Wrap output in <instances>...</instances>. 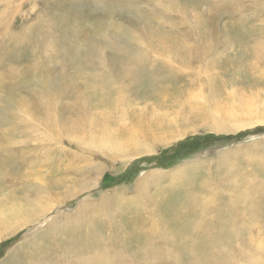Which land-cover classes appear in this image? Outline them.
I'll return each instance as SVG.
<instances>
[{
	"label": "rangeland",
	"instance_id": "obj_1",
	"mask_svg": "<svg viewBox=\"0 0 264 264\" xmlns=\"http://www.w3.org/2000/svg\"><path fill=\"white\" fill-rule=\"evenodd\" d=\"M262 75L264 0H0V264H264ZM102 89L131 149L98 144ZM192 188L181 226L223 238L211 263L157 207Z\"/></svg>",
	"mask_w": 264,
	"mask_h": 264
},
{
	"label": "bare ground",
	"instance_id": "obj_2",
	"mask_svg": "<svg viewBox=\"0 0 264 264\" xmlns=\"http://www.w3.org/2000/svg\"><path fill=\"white\" fill-rule=\"evenodd\" d=\"M159 40V39H158ZM157 43H158V41H156ZM159 42H161L160 40H159ZM191 52H189V54H188V52H187V54L189 55V57H195V59H199V58H201L202 57V55H209V53H210V51H208L207 49H203L201 52H203L202 54L201 53H196V52H193L192 50H190ZM261 54V53H260ZM204 56V57H205ZM203 57V58H204ZM255 78L252 80L253 81V84H252V88H254V89H252V92L254 93V98L253 99H251L252 101L253 100H255V101H259L260 99H259V97H258V95L257 94H259V95H261L262 97H264V75H262L261 77H256V76H254ZM103 90L104 89H102L101 90V92H102V96H103V102H100L99 103V105L101 106V108L103 109L102 111H103V115H101V117L98 119V121L96 122V124H95V131H98V130H100V132H101V135L100 136H97L99 139H100V142H98V144H100L101 145V147L103 146V145H105V144H109L110 146H111V148H113V147H118V146H120L121 148H123V147H127L128 145L127 144H130L129 142H124V138L123 137H121L120 138V142L121 143H118L117 142V139H118V137H116L115 136V140L116 141H114V138H113V134H114V131H112L111 130V128H109V129H107V122L105 121L106 120V118H108V117H110L113 113H112V111L113 110H111V103L112 102H110V100L112 99V97H110V98H106V97H104V95H103ZM158 91V90H157ZM156 92V91H155ZM159 93V92H158ZM114 94V93H113ZM230 97V96H229ZM241 101V100H240ZM243 101V100H242ZM238 102V101H237ZM233 103V102H232ZM235 104V103H234ZM246 105V104H245ZM247 108H251V107H247ZM236 110V109H235ZM228 113H230V112H228ZM104 114H106V115H104ZM213 115V114H212ZM214 115H217V114H214ZM213 115V116H214ZM231 115V114H230ZM258 119V121H255V122H253L252 124H254V123H264V117H260V118H257ZM216 122V121H215ZM219 123V122H218ZM220 125H221V123H220ZM249 125H251V124H249V123H242V124H239V125H237V126H235L236 127V130L237 129H240V128H245V127H247V126H249ZM219 126V125H218ZM224 128V127H223ZM210 129H212L211 127H210ZM117 136H118V133H117ZM177 138V137H176ZM139 141V140H138ZM135 142H137V139L136 140H134V141H132L131 143H135ZM141 142V141H140ZM134 145V144H133ZM131 146L132 148L134 147V146ZM129 147V146H128ZM142 147H143V149L145 150L144 151V154L145 153H147V152H153V150L152 149H148V147H146L145 145H142L141 147H137V148H135V149H142ZM130 148V147H129ZM124 149V148H123ZM128 149V148H127ZM131 149V148H130ZM110 151V150H109ZM136 152V151H135ZM122 153V152H121ZM137 154H139V153H137ZM137 154H132V155H128V156H126V159H129L131 156H133V155H137ZM115 156V155H114ZM117 156V155H116ZM120 156V155H119ZM118 156V157H119ZM145 178V177H144ZM142 179L139 183H137V185H136V187H138V186H144L146 183H145V180L146 179ZM261 182V181H260ZM200 183V182H199ZM187 184H185V186H186ZM187 187H189V186H187ZM204 187V186H203ZM186 188V187H185ZM206 188V187H205ZM140 189V188H139ZM192 189H194V188H192ZM196 189V188H195ZM192 190V194H191V196L190 197H188L189 199L187 200L186 198V201H183L184 203H182V201L181 202H179V198L177 199V203L175 202V204H174V206L175 207H173V210L171 211V213H169L167 210H164L163 208L164 207H162V206H165L164 204H162V206H159V205H157V207H161L162 208V210H161V214H160V216L161 215H163L164 217H168L169 219V221L171 220V217H173V222H178V223H176V225L177 224H180V226H181V224L183 225V220H185V219H189L190 218V220H191V218L193 217V215H192V217H191V215L190 214H194V213H197V211H199V210H197V211H195V209H196V207H194L193 205H190V202L192 201V200H197L198 201V199L200 200L201 199V197L202 196H204L205 195V193H202V192H200L199 193V191H200V189H199V191L196 189V190ZM145 191V189H141V192H144ZM189 191H190V189H189ZM202 191V190H201ZM207 191V190H206ZM185 192V191H184ZM198 192V193H197ZM205 192V191H204ZM208 192V191H207ZM206 192V193H207ZM183 193V192H182ZM189 193H191V192H189ZM210 193V192H209ZM260 193V192H259ZM179 194V197L181 196L180 194L181 193H178ZM183 194H187L186 192L185 193H183ZM208 194V193H207ZM206 194V195H207ZM173 197H174V195H172ZM188 196V195H187ZM187 196H183V198L184 197H187ZM242 196V195H241ZM245 196V195H244ZM243 196V197H244ZM239 197V195H237V198ZM169 198V197H168ZM170 198H172L171 196H170ZM181 198V197H180ZM203 198V197H202ZM207 198H209V196L207 197ZM240 198V197H239ZM242 198V197H241ZM247 198V196L246 197H244V199H246ZM248 199V198H247ZM155 200V199H154ZM168 200V199H167ZM204 200V199H203ZM171 201V200H170ZM169 201V202H170ZM204 201H206V200H204ZM203 201V202H204ZM240 201V200H239ZM166 202V201H165ZM203 202H201V204L203 203ZM209 202V201H208ZM243 202V201H242ZM162 203V202H161ZM168 203V202H167ZM167 203H165L166 205H169V203L167 204ZM192 203H195L194 201H192ZM191 203V204H192ZM197 203V202H196ZM205 203H207V202H204L203 204H205ZM215 203V202H214ZM156 204V203H155ZM173 204V203H172ZM172 204H171V206H172ZM184 204V206H182ZM198 204V203H197ZM202 204V205H203ZM208 204V203H207ZM247 204V203H246ZM250 204V203H249ZM248 204V205H249ZM206 205V204H205ZM204 205V206H205ZM198 206V205H197ZM201 207V206H200ZM205 207H208V206H205ZM169 208H170V205H169ZM202 208H203V206H202ZM49 208H47L46 210H44L43 212H45V211H47ZM159 209V208H158ZM167 209V208H166ZM213 209V208H212ZM248 209H250V208H248ZM263 209V208H262ZM170 210H171V208H170ZM201 210V209H200ZM180 211V212H179ZM195 211V212H194ZM204 211V210H203ZM203 211H201L202 212V215H204V217L207 215V213H209L208 211H205V212H207L206 214L205 213H203ZM258 211H259V209H258ZM200 212V211H199ZM259 212H261L262 213V211H259ZM160 213V212H159ZM175 214V215H173V214ZM213 214V213H212ZM260 214V213H259ZM182 215L184 216L183 218H182ZM185 215H187V216H185ZM261 216L263 215V214H260ZM10 216H12V214L11 215H8V217H10ZM162 216V217H163ZM194 216H197V214H195ZM198 216H200L201 217V215H198ZM257 216V215H256ZM8 217H5V218H7V219H9ZM136 217H139V216H136ZM135 217V218H136ZM141 217V216H140ZM136 218L137 220H135L134 218H132V219H134L135 220V222H133L131 219H130V222L132 221L133 223H131V224H133L134 225V227L132 228V227H130V225H129V227H130V229L132 228L133 230H135V229H144V230H146L145 228H146V225L148 226V224H149V228L150 229H153V228H156L157 227V222H153V223H148L147 222V220L145 221L144 219V217H142V218H144V219H141V218ZM185 217H187V218H185ZM207 217V216H206ZM205 217V218H206ZM250 217V216H249ZM185 218V219H184ZM194 218V217H193ZM197 218V217H196ZM224 218V217H223ZM257 218H259V217H257ZM260 218H262V217H260ZM165 219H167V218H165ZM195 219V218H194ZM225 219V218H224ZM193 220V219H192ZM191 220V221H192ZM198 220H199V218H198ZM202 220V219H201ZM160 221H161V219H160ZM167 221V220H166ZM172 221V220H171ZM200 221V220H199ZM204 221V220H203ZM202 221V222H203ZM221 221V220H220ZM260 221V220H259ZM261 221H264V218H263V220H261ZM24 222V221H23ZM187 222V221H186ZM201 222V221H200ZM250 222V221H249ZM163 223V222H162ZM162 223H158V225L160 224H162ZM172 223V222H171ZM225 223H227V222H225ZM257 223V222H256ZM184 227L185 228H187V229H189V228H192V229H194V230H197V229H199V231H197V232H201L202 233V231H200L203 227V225L201 226L202 228L200 229V223L199 222H192V224H189V223H185L184 222ZM204 224V223H203ZM208 224V223H207ZM261 224H263V223H261ZM159 225V226H160ZM163 225V224H162ZM167 225V224H166ZM172 225V224H171ZM170 225V226H171ZM173 225H174V223H173ZM206 225V224H205ZM165 226V225H164ZM179 226V227H180ZM163 227V226H162ZM182 228H184L183 226H181ZM208 227V226H207ZM229 227V226H228ZM135 228V229H134ZM171 228V227H170ZM219 228V227H218ZM217 228V229H218ZM225 228V227H224ZM262 228H263V226H262ZM162 229H164V232H167L169 229L167 228V231H165V228H162ZM173 229H174V227H173ZM211 229V228H210ZM214 229V228H213ZM132 230V232H134ZM155 230V229H154ZM158 229H156V231H157ZM171 230V229H170ZM177 229L175 228V230L174 231H176ZM215 230V229H214ZM264 230V229H263ZM129 231V230H128ZM142 231V230H141ZM148 231V230H147ZM203 231H204V229H203ZM216 231H218V230H216ZM137 232H140V231H137ZM136 232V233H137ZM151 232H153V231H151ZM173 232V231H172ZM172 232H171V235H173L172 234ZM213 232V231H212ZM211 232V233H212ZM264 232V231H263ZM129 233V232H128ZM130 233H131V231H130ZM145 233H147L146 231H145ZM149 233V232H148ZM174 233V232H173ZM196 233V232H195ZM204 233V232H203ZM202 233V236H204L203 237V239H200V240H198L195 244L193 243V246L192 245H187L186 247H184L183 249H184V254H185V252H187V251H192L195 255H198V257L202 260V261H206V262H209V263H211V262H213V261H215V260H217L218 259V256H216V254H215V249L217 248L216 247V243H219V240L220 239H218L217 237V240H215V239H213V238H210V237H212V236H210V235H208V234H206V236H205V234H203ZM207 233V232H206ZM240 233H241V231H240ZM141 234V233H140ZM143 234V233H142ZM157 234V233H156ZM168 234H170V233H168ZM176 234H178L177 232H176ZM130 235V234H129ZM145 235V234H144ZM143 235V236H144ZM160 235V234H159ZM175 235V234H174ZM194 235V234H193ZM200 235V234H199ZM207 235L208 236H210V237H207ZM212 235V234H211ZM218 235V234H217ZM152 237H155V236H153V235H151ZM161 236V235H160ZM163 236H165V235H162V237H161V239L162 238H164ZM170 236V235H169ZM178 236H182V235H178ZM226 236V235H225ZM134 237V236H133ZM146 237V236H145ZM157 237V236H156ZM166 237V236H165ZM170 237H172V236H170ZM176 237V236H175ZM223 237H224V235H223ZM234 237V236H233ZM262 237V236H261ZM148 238V237H147ZM173 238H174V236H173ZM173 238H170V239H172L173 240ZM190 238V237H189ZM220 238H221V235H220ZM146 239V238H145ZM159 240L160 241V243H161V241L162 240ZM222 239L223 238H221V240L220 241H222ZM237 239V238H236ZM251 239V238H250ZM147 240V239H146ZM145 240V241H146ZM175 240V239H174ZM227 240V239H226ZM248 240V239H247ZM144 241V240H143ZM142 241V242H143ZM148 241H150V240H147L146 242H148ZM217 241V242H216ZM224 241V240H223ZM248 241H250V240H248ZM141 242V243H142ZM151 242V241H150ZM163 242H165L164 240H163ZM170 242V241H169ZM178 243V241H177V238H176V240L174 241V242H171V243ZM181 242V241H180ZM135 243V242H134ZM140 243V244H141ZM149 243V242H148ZM166 243V242H165ZM170 243V244H171ZM140 244L137 246L139 249H140V251H141V248H142V246L143 245H145L144 243H142V245H141V247H139L140 246ZM153 245H154V243H152ZM248 244H249V242H248ZM131 245V244H130ZM136 245H137V243H136ZM156 245H157V243H156ZM155 245V246H156ZM166 245H168V244H166ZM183 247V246H182ZM19 248V247H18ZM128 248V247H127ZM130 248H132V247H130ZM137 248V249H138ZM144 250H145V254H148V251H153V249L154 248H151V246H150V248H149V246L148 245H145L144 247ZM166 249L167 248H171L170 250L172 251V250H175V249H172V248H174V247H165ZM176 248V247H175ZM178 248V247H177ZM180 248V247H179ZM218 248H221V247H218ZM217 248V249H218ZM125 249H126V247H125ZM136 249V250H137ZM165 249V250H166ZM130 250V249H129ZM129 250L127 251L128 253L127 254H129ZM133 250V249H132ZM135 250V249H134ZM164 250V251H165ZM131 251V250H130ZM176 251H178L177 249H176ZM134 252H136V251H134ZM134 252H132V253H134ZM143 252V251H142ZM163 252V251H162ZM170 252V251H169ZM180 252V251H179ZM156 253V251H154V259H155V254ZM159 253V252H158ZM172 253V252H171ZM247 253V252H246ZM136 254V253H135ZM180 255H182L183 256V250L179 253ZM131 255V254H130ZM7 257V256H6ZM6 257H3V259L4 258H6ZM131 257H133V255H131ZM166 257V256H165ZM145 258V257H144ZM168 258V257H167ZM175 258V257H174ZM185 258V257H184ZM99 260H100V262L98 263V264H113L114 263V260H113V258H111V257H109L107 254H103V255H101V257L100 258H98ZM165 258H163V261H165L164 260ZM159 260V259H158ZM158 260H156V261H158ZM180 260H182V259H180ZM194 260V259H193ZM147 261V260H146ZM151 261V260H150ZM153 261V260H152ZM155 261V260H154ZM184 261V260H183ZM200 261V260H199ZM199 261H197L198 263H200ZM69 262H70V260H69ZM72 262H73V260H72ZM71 262V263H72ZM113 262V263H112ZM139 262V261H138ZM160 262H162V261H160ZM174 262V261H173ZM172 262V263H173ZM257 262V261H256ZM70 263V264H71ZM153 263V262H152ZM182 263V262H181ZM193 263V262H192ZM198 263H196V264H198ZM73 264H77V263H75V262H73ZM81 264V263H80ZM147 264V263H146ZM150 264V263H149ZM162 264H164V263H162ZM174 264V263H173ZM185 264V263H184ZM201 264V263H200ZM253 264V263H252Z\"/></svg>",
	"mask_w": 264,
	"mask_h": 264
},
{
	"label": "trees",
	"instance_id": "obj_3",
	"mask_svg": "<svg viewBox=\"0 0 264 264\" xmlns=\"http://www.w3.org/2000/svg\"><path fill=\"white\" fill-rule=\"evenodd\" d=\"M181 147V146H180ZM185 148V149H187V150H193L195 147H193L192 145H188L187 146V148L185 147V146H182V148ZM167 152L165 151V152H163V155H165ZM157 158H154V160H156ZM107 180V175H105L104 177H103V182H105Z\"/></svg>",
	"mask_w": 264,
	"mask_h": 264
}]
</instances>
